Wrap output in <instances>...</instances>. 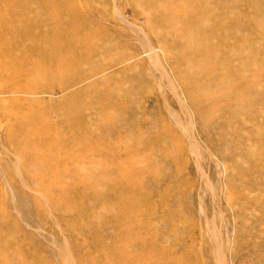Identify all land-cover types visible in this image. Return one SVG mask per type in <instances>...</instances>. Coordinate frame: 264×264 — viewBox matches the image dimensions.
<instances>
[{
	"label": "rangeland",
	"instance_id": "1",
	"mask_svg": "<svg viewBox=\"0 0 264 264\" xmlns=\"http://www.w3.org/2000/svg\"><path fill=\"white\" fill-rule=\"evenodd\" d=\"M139 1L0 0V26L21 29L1 34L19 46L0 47V88L23 91L0 102V264H264V0H220L211 25L188 39L199 55L226 41L244 58L234 71L251 68L202 123L177 83L198 63L173 73L167 51L180 58L185 41L158 43L138 13L169 16L174 0ZM175 1L187 13L198 2ZM47 17L65 19L56 39L82 36L103 50L61 73H50L57 62L45 57L22 62L34 54L25 40L48 45L57 36L53 25L26 29ZM30 67L31 76L4 79ZM96 70L66 93L29 101L28 89L56 91ZM250 88L255 98L235 96Z\"/></svg>",
	"mask_w": 264,
	"mask_h": 264
},
{
	"label": "bare ground",
	"instance_id": "2",
	"mask_svg": "<svg viewBox=\"0 0 264 264\" xmlns=\"http://www.w3.org/2000/svg\"><path fill=\"white\" fill-rule=\"evenodd\" d=\"M162 1H164L165 4L166 2L167 3L169 2L166 0H162ZM186 1L191 2L190 0H186ZM197 1H198L197 3L193 2L192 6L189 7V9H193L191 10L192 12L189 10L190 13H187V11L185 10L186 8H188L187 3L185 2L183 3L182 1L181 3L180 2L177 3L175 0L173 2L170 1L168 4H166L168 5V7H167V10L165 9V11L169 12L170 14L169 16L160 14L157 16V19H154L149 14V11L147 10L145 11V9H143L142 7L138 11V13H140L139 16L142 17V20L144 21L145 26L149 29V31L151 30L150 32L151 36L156 41H158V43L162 44L164 42L166 44L167 43L166 41H169V44L173 45L178 42V41L176 42L177 39L185 41V46L187 47V49H189V52H187V54L186 53L183 54L182 56L180 55V58H178V56L175 57L174 55L170 54L169 51H167L168 53L167 57L169 61L168 65L169 64L171 65L172 70H174L173 73L177 72V68L180 65L190 66L192 62L198 63L197 67L195 66L192 68V69L195 68L196 70L195 69L194 71H192V69L190 70L191 76L189 80L179 77L178 75L179 78H177V83L180 85V88L185 93L186 102H187V105L189 106L188 108L191 109L194 115L198 118L199 123H202L201 121L214 118L213 117L214 113L221 112L222 106L219 105L220 101L228 100L229 98L233 97L234 92L228 93V91H226L229 87L228 83L231 81V79H237V80H240V82L241 80L245 81L246 72L251 70V68L249 66L244 65L243 66L245 67L244 69L241 66H239V68L236 71H234L233 66H231L230 64L236 61V62H240V65H242L244 64V60H243L244 58H242L240 55L234 54L235 48L234 49L232 48L231 50V47L226 45V41L224 44H222L221 47L217 48L216 50H213L212 48L207 46V48L209 50L211 49L212 51L208 52V50H204L203 55H199V51L197 50L193 51L194 50L193 44L187 42L188 39L190 37L202 34L203 33L202 29L205 30V28L208 27V24L211 25V22H212L211 21L212 19L208 20L207 18L212 17L213 13L216 10L218 11V10H221L222 8L221 6L222 2L220 0L215 1L213 9L209 8L210 5L207 4L209 0H197ZM139 2H140L139 4H144V5L145 4L156 5L157 3L160 2V0H142ZM37 5L39 4L37 3ZM44 6L48 8L50 6V0H45L43 8ZM174 6L180 8V10L177 12L175 11L174 13L172 11ZM40 7H42V4ZM39 21L42 24V26L38 25L39 23L36 20H34L26 25L27 26L26 29H29L28 31L31 32L32 34L33 33L37 34L40 31L39 27H44V26L48 27L49 25H53V28H51L49 31L51 32V34H55L57 36L48 45L47 44L46 45H35V44H30V43L27 45V42L25 40V46L30 47L34 54L30 53V55L28 56H23V57L21 56L20 59L22 62L24 61L29 62L30 58L32 59V57H38V59L39 58L42 59L43 57H45L46 60L52 59L57 62L56 65L49 67V72L50 73H54V72L61 73V72L67 71V68L65 67L70 66L72 62H79V61L89 62L90 61L89 57L91 59V57H93L94 55H97L103 50L101 48L102 46L100 48L92 47V45L88 46V44H86L85 41L82 40V36H75L73 38H65L63 40L56 39L59 36L58 30H56V28L60 26H64L65 19L61 20L60 18L47 17L45 19H40ZM222 21L218 25L219 27L222 28L221 31H223V28H225L227 24L226 22H222ZM170 22L171 24H173L172 26L176 27L175 29H172L169 32H165L163 34H160L157 31H154L155 27L160 28L162 24H166ZM183 26H186V27L184 28ZM14 27L12 26L11 28L10 24L8 27H5V25L0 26V43H1L0 47H3V45H5L4 43H6V45H9V47L19 46L17 41L15 40L9 41L8 36L3 37L1 35L3 30H9L11 34H20L21 29L16 28V27L14 28ZM43 31L46 32L47 29ZM210 34L212 35V31L210 32ZM54 41L55 43H53ZM67 46L69 47V50H65ZM147 48L148 49L143 52V55H145L146 53L150 51H154L155 49L154 47H150V46ZM8 52H9V49L6 47L4 54ZM9 54L8 56L7 55L4 56L5 59L7 57H10ZM226 54H228V57H226L227 56ZM223 55L224 57H221ZM128 59L129 58L125 59V61H127ZM251 59H253V57L249 56V61ZM84 68L86 67L84 66ZM33 71H34L33 67L27 68V70H22V69L15 70V71L8 70L7 73L4 75L6 77V78L4 77V79H11L17 82L22 77L31 76L33 74ZM101 72L102 71L96 70L94 73L93 72L85 73V71H83V72L76 74L75 76L72 75L67 80H63V82L59 85L56 91H39L36 89L34 90V88L28 89L27 94L31 95V98L29 99V101H35V98L33 96H37V95L47 94L49 96H53V95L55 96V94L66 93L69 90L73 89L74 87L91 80L93 77L97 76V74ZM231 72L234 75L227 74ZM190 83H192L195 86V89H196L195 91L189 88L191 86ZM210 89H215L216 91H218V93L220 94L218 99H215L214 96L208 95L206 93V91H209ZM250 89H247V90L242 89V91L240 92L235 91L236 93L235 96L241 98L242 96L246 94L249 97L252 96L253 98H255V95L253 94L254 93L253 88H250ZM20 91H21L20 85L14 86L11 88H0V102L4 98H9V97L14 96L15 94L23 92V91L22 92ZM249 91H251L252 94H248ZM203 125L205 126V124Z\"/></svg>",
	"mask_w": 264,
	"mask_h": 264
}]
</instances>
